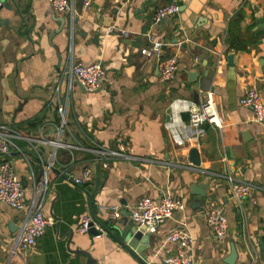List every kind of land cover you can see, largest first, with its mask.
Returning a JSON list of instances; mask_svg holds the SVG:
<instances>
[{"label": "crops", "instance_id": "crops-1", "mask_svg": "<svg viewBox=\"0 0 264 264\" xmlns=\"http://www.w3.org/2000/svg\"><path fill=\"white\" fill-rule=\"evenodd\" d=\"M6 1L11 10L0 9V126L20 135L15 143L22 153L13 151L8 159L26 198L24 211L0 204V264H86L77 250L89 251L97 264H138L108 231L82 235L77 229L87 214L103 228L113 226L116 221L100 211L103 205L131 209L144 197L163 194L183 197L185 210L151 237L148 264H163L169 252L162 249L164 239L178 229L191 234L196 264H228L234 246L235 264H264V125L240 104L253 88L264 102V29L256 21L257 14L264 18V0H93L88 7L74 0L73 14L57 13L49 0ZM172 3L180 13L152 24L156 11ZM148 18L152 26L143 35ZM111 28L115 32L108 34ZM154 37L162 58H177L171 82L159 79L157 57L141 53ZM138 38L142 45L125 43ZM71 60L104 65L100 90L88 93L75 81L70 88L65 72ZM58 89L61 101L69 98L61 139L51 101ZM207 94L224 118L223 128L205 125L204 137L173 144L166 124L179 116L188 123L189 116L171 112L170 105L176 100L199 104ZM120 135L134 160L101 167L88 148L93 142L113 148ZM194 148L201 155L199 168L188 162ZM45 166L51 167L47 195L40 194L34 204ZM85 168L93 176L82 186L61 176L65 169L79 175ZM228 175L254 186V203L232 202ZM208 178L206 197L192 195L190 187ZM41 203L53 224L34 250H14L27 214ZM215 208L228 219L223 245L215 243L205 222Z\"/></svg>", "mask_w": 264, "mask_h": 264}, {"label": "built area", "instance_id": "built-area-1", "mask_svg": "<svg viewBox=\"0 0 264 264\" xmlns=\"http://www.w3.org/2000/svg\"><path fill=\"white\" fill-rule=\"evenodd\" d=\"M52 8L59 14H73L75 12L74 0H49ZM93 0H83L84 7H88ZM2 4L0 3V7ZM180 6L172 3L171 5L158 9L153 16L152 24H160L180 13ZM114 29H108L107 33H114ZM151 46L148 49H142L141 53L146 57L158 58L159 79L162 82H171L174 80L178 70V61L174 56L170 59L162 58V45L155 42V37L150 39ZM65 75L70 82V88L75 82L82 85L88 93H95L106 82V70L102 63L84 64L70 61ZM222 64V61H219ZM55 107L59 120V138L67 128L66 114L69 105V98L65 102L61 101L59 89L53 95L51 100ZM240 104L252 111L254 121L257 124L264 125V102L257 89H249L240 100ZM171 112L187 113L189 122L184 123L179 116L174 122L171 120L165 126L170 135L172 143L177 146H184L194 140L205 136V125L215 126L222 129L225 121L217 110V105L211 94H207V100L199 104L187 100H176L170 105ZM20 137L19 133L11 126H0V204L12 207L16 211L25 210V188L23 181L18 177L12 161L8 159L13 151L22 153L15 143V139ZM61 139V138H60ZM58 143H55L57 146ZM72 152L74 147L65 146ZM34 151L37 147L32 146ZM88 151L95 156L96 161L101 167L108 169L111 162L125 159L133 161L134 158L127 153L125 137L118 136L115 141V147L108 148L93 142ZM55 156V155H54ZM73 158V156H71ZM50 166L43 168V180L40 184L39 192L36 194V201L43 194L46 197L48 189V173ZM62 178L75 186H82L91 180L92 170L85 168L79 175H75L71 170L65 169L61 173ZM226 180L231 189V200L240 205L248 200L251 204L255 202L254 186L239 181L233 176H226ZM129 211V218L136 225L137 229L142 230L144 234L156 235L160 227L168 220L173 219L175 215L185 210V201L183 197L174 198L169 194H163L159 198H142L133 208H123L120 206L103 205L100 211L109 214L113 221L122 219V210ZM205 222L210 228L215 243L223 245L227 242L229 235L228 219L221 209H211L205 214ZM53 224L51 217H46L42 213V203L37 208L29 211L20 230L19 236L14 240V250L20 248L22 251L30 252L36 248L37 241L43 237L48 227ZM92 228L104 233L92 215H85L77 231L85 235ZM163 247H168L169 252L162 257L163 264H196L193 246V238L185 229H178L168 233L164 239Z\"/></svg>", "mask_w": 264, "mask_h": 264}, {"label": "water", "instance_id": "water-1", "mask_svg": "<svg viewBox=\"0 0 264 264\" xmlns=\"http://www.w3.org/2000/svg\"><path fill=\"white\" fill-rule=\"evenodd\" d=\"M0 9H8L11 10V7L9 6L8 2L5 0L2 4V7ZM1 11V10H0ZM257 23L260 25V30H263L264 28V18L261 16V14L256 15ZM148 26L143 30V35H146L150 29H151V19H147ZM63 26L60 31H58V34H61L63 30ZM56 33V34H57ZM98 40V35L95 37V41ZM141 39H135V41H125L127 44H131L132 46L136 45H142ZM129 42V43H128ZM139 42L140 44H138ZM234 53L231 52L228 56L230 65L234 64ZM82 86V85H81ZM83 87V86H82ZM84 88V87H83ZM189 164L192 165V167L199 168L201 166V155L197 148H194L189 151V158H188ZM211 178L206 179L200 184L192 185L190 187V190H192V195H199L201 197H206L207 193V187L210 184ZM122 219L114 223L113 226L110 228L102 227V225L99 226L102 230H105L109 232V234L112 236V238L124 249H126L135 259V261L138 264H148V252L151 249L150 247V241L152 235L150 234H144V232L139 229H137L136 225L133 223V221L129 218L130 213L126 209L122 210ZM98 222V221H97ZM122 226V228L120 227ZM89 233H92L94 235H101L104 234L95 228H92ZM72 240V236L69 238V243ZM75 253L81 254L85 257H87V263L86 264H97L96 260L93 259L91 253L89 251H81L77 250L74 251ZM237 253L235 246L232 248V253L230 255L229 260L226 261L228 264H235L234 261L236 259Z\"/></svg>", "mask_w": 264, "mask_h": 264}]
</instances>
